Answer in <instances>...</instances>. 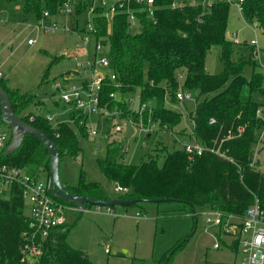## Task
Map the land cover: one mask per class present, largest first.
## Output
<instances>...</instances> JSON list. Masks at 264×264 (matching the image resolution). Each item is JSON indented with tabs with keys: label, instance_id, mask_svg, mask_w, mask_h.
Segmentation results:
<instances>
[{
	"label": "trees",
	"instance_id": "obj_1",
	"mask_svg": "<svg viewBox=\"0 0 264 264\" xmlns=\"http://www.w3.org/2000/svg\"><path fill=\"white\" fill-rule=\"evenodd\" d=\"M23 1L25 9L32 10L40 18L45 11L49 15L55 14L63 0ZM170 2L158 1L161 5L156 6L155 22L146 20L138 12L139 31L136 33L131 32L124 13L115 15L108 31L103 9L93 10L96 35L108 38V56L116 77L114 83L104 81L101 101L110 109H118L123 118L137 121L139 117L142 127L157 124L168 130L179 124L181 114L166 108L165 98L177 103L176 91L189 90L199 99L188 116L192 123L190 137L203 145L220 144L223 155L204 152L191 158L182 147L169 150L158 143L154 154L149 153L138 164H128L122 162L124 149L121 142L111 140L106 144L104 158L98 159L104 181L87 182L81 174L76 186L64 187L72 194L105 200L110 198L106 184L113 182L126 189L118 196L122 200L169 199L191 211L211 209L238 218L255 199L264 204V173L257 168V160L250 165L254 147L264 130V118L260 114L264 112V106L254 101L252 94H264V77L258 72L246 75L248 62L237 56L234 42L226 38L228 2L214 0L208 8L187 5L177 9H172ZM240 3L244 19L264 32V0H240ZM84 9V6L79 7L77 12ZM244 45H248L253 55L254 47L249 43ZM213 46L220 47L222 70L218 74H210L205 69V57ZM249 63L252 68L256 67L253 59ZM0 84L16 115L55 143L59 160L66 155L78 156L80 140L89 135L85 122L80 123L87 116L69 112L70 123L56 126L41 115L33 114L34 119L29 121L22 112L30 104L44 108L46 114L60 113L64 106L55 102L45 107L44 103L35 102V91L20 92L10 88L1 78ZM111 93L116 97H110ZM136 94L139 107L145 105L142 111L128 108L123 99L124 95L132 97ZM210 119L214 123H210ZM239 126H242L240 132L237 131ZM180 130L174 132L180 133ZM183 130L181 134H186ZM0 164L21 167L29 174L42 169L50 176L47 150L31 135H25L20 146L10 154L5 155L3 151ZM51 196L74 206L52 193ZM89 206L86 204L85 208ZM25 209L18 185L0 192V264L24 262L23 247L31 241L41 243L37 264H93L85 251L68 244L66 238L70 226L54 229L41 241L38 235L33 237ZM195 223L196 220L193 229ZM187 240V237L178 239L154 264H172Z\"/></svg>",
	"mask_w": 264,
	"mask_h": 264
},
{
	"label": "rangeland",
	"instance_id": "obj_2",
	"mask_svg": "<svg viewBox=\"0 0 264 264\" xmlns=\"http://www.w3.org/2000/svg\"><path fill=\"white\" fill-rule=\"evenodd\" d=\"M87 18L86 11L69 16L56 12L48 17L38 18L32 10L25 9L23 0H0L1 79L10 88L20 92L35 91V102H42L45 107L52 106L55 102L60 104V94L53 88L56 82L80 87L83 80L90 79L83 69L77 67L75 62L66 56L78 49L75 47V43L82 45V39L85 38L82 30H86ZM53 22H56L57 28L55 32H50L46 29V25ZM64 25L68 30H65ZM75 29L76 31H74ZM226 38L234 41L233 48L238 53L237 56L248 62L245 66L246 75L258 72L264 77V32L245 20L234 4H230L228 10ZM252 39L257 40L258 47L261 49L258 54L252 55L248 45H244ZM28 40H32L33 43L28 44ZM87 49L90 53L94 50L92 37L89 38ZM106 52V49H102L97 58L104 56ZM219 56L220 47H211L205 57V69L208 73L218 74L221 72L222 63ZM234 58H236V54H234ZM250 59L255 61L256 67L252 68L249 63ZM52 62L53 64H51ZM48 68V74L43 78ZM98 71L110 73L111 69L109 67L101 68ZM66 74L68 80L62 82L61 77ZM123 99L128 108L138 111L139 102L136 95L132 97L124 95ZM252 99L264 106L263 93L252 94ZM198 100L192 97L171 103L166 97L164 106L181 114L179 124L168 130L157 124H149L150 128L147 125L142 127L143 123L138 117L137 121L136 118L134 119L136 121H133L134 125L129 120H123L125 125L119 124L121 130L116 131L115 124L121 123L122 119L117 121L116 119H106L98 114L88 115L85 120L86 128L88 131L95 130L96 134L88 135L80 140L81 151L78 156L66 155L60 158L58 175L61 184L76 186L81 174L87 182H103L98 159L104 158L106 144L111 140L121 142L124 149L122 162L128 164H138L142 159H146L149 153L154 154L155 146L158 143H162L169 150H180L183 142L192 140L190 137L192 123L188 116L193 112ZM262 109L264 110V107ZM45 112L44 108L30 104L22 113L44 116ZM50 114L55 126L60 123H70V114L67 111L56 114V116L55 113ZM260 114L264 118V112ZM183 129L186 130V134H181L184 132ZM178 130L180 133L174 132ZM147 133L150 134L149 137L146 136ZM256 160L257 168L264 173V140L259 145ZM38 176L42 180L46 177V172L40 169ZM106 190L110 198H118L120 195L113 182L106 184ZM71 210L65 211L63 216L65 223L70 224L69 226L73 225L79 215L77 211L72 212ZM95 211V206H89L79 218L86 221L77 222L69 232L77 234V227L84 230V234H82L84 236L76 235L75 242L88 245L93 250L92 259L96 264H105L107 255L103 253L104 248H109V258L123 253L126 260H122L121 264H153L152 261L158 260L168 248L182 237H187L188 240L182 250L174 256L172 264H237L236 254L225 246L222 245L219 249L211 248L217 229L211 223L214 216L205 215L208 213V209H196L193 215L190 208H184L180 203L173 201L160 204L140 202L133 206L112 207L111 211L123 213L128 223L131 224V228L134 227L135 230V221L138 220L135 217V212L152 219L151 223L148 222L151 228L149 245L138 244L139 237L134 236V230L131 228L130 231L119 234L116 243L110 240L107 229L103 232L99 231L98 235V229L93 227L95 220L91 215V212ZM24 212L28 214L27 209ZM207 218H210L211 221L206 222ZM194 220L196 223L193 229ZM97 240L99 242H96ZM101 241L106 242L105 247L101 245ZM134 242L137 243L136 246H134ZM25 255L24 262L21 264H37V256L27 253ZM111 262L114 264L113 261Z\"/></svg>",
	"mask_w": 264,
	"mask_h": 264
},
{
	"label": "built area",
	"instance_id": "obj_3",
	"mask_svg": "<svg viewBox=\"0 0 264 264\" xmlns=\"http://www.w3.org/2000/svg\"><path fill=\"white\" fill-rule=\"evenodd\" d=\"M159 0H63L58 8V13L66 16L79 14L78 8L84 6V10L88 14L86 21V30H82L85 38L82 39V45L75 43L78 48L74 52H70L66 56L71 58L77 67L83 69L86 75L90 76L89 80H83L82 85L77 87L73 84L63 85L56 82L53 88L60 94V103L64 106V111L77 112L81 116L90 114H98L106 119H122V122L115 124V130L120 131L121 125H125L123 120H129L131 124L134 122L130 119L120 116L118 109H110L107 104H103L101 96L104 88V81L114 83L116 81L115 74L112 70L111 61L108 56V38L105 36L96 35V27L92 16L95 8H101L104 11L103 20L108 27V31L112 26L115 15L124 13L126 22L132 33L139 31L138 12L142 13L146 20L155 22V10ZM214 0H171L170 7L172 9L181 8L183 6H202L208 8ZM229 4H234L238 12L241 14L242 7L240 0H224ZM48 12H44L42 17H48ZM57 28L56 22L46 25V29L50 32H55ZM65 30H68L64 25ZM76 31V29L74 30ZM94 40V50L90 53L87 49L89 38ZM234 42V41H233ZM32 40H28V44H32ZM254 47L253 54H258L261 50L258 47L256 39L249 42ZM106 49L104 56L97 58L99 52ZM82 59V60H81ZM110 68V73H101L98 69ZM1 78V72H0ZM68 80V75H62L61 81ZM193 92L189 90H178L175 93L177 101L191 99ZM138 98V94H136ZM110 97H116V94L111 93ZM145 105L139 107L142 111ZM29 121H32L35 115L30 113L23 114ZM44 118L52 121L51 114H44ZM82 120L80 123H84ZM210 123H214L210 119ZM237 131H242V126L237 128ZM89 135H95V130L88 131ZM11 138L10 128L1 119L0 113V154L5 151ZM264 130L260 133L258 141L253 150V158L250 165H254L256 161L259 145L263 142ZM222 142V140H221ZM183 151L189 157L200 156L204 152L223 155L220 150V144L203 145L198 143L194 138L191 141H185L181 145ZM13 185L20 187L21 197L26 204L28 211L29 225L33 228V237L38 235L40 241L46 238L54 229L64 225V212L69 209V206L56 201L52 198V180L46 175L44 179H40L38 173L29 174L23 168L8 164H0V192L3 189L10 188ZM119 192H124L126 189L116 186ZM103 208L105 211H111V207L95 206L98 211ZM205 215H213L206 219V222L211 221L212 225L217 229L215 240L211 245L213 249H219L222 245L234 252L237 257V264H264V204L254 200L244 211V214L238 218L232 215H226L219 211L208 209ZM136 216H141L136 213ZM235 244V246H234ZM40 244L33 241L26 243L23 247V252L33 256L40 255ZM108 252V249L105 250Z\"/></svg>",
	"mask_w": 264,
	"mask_h": 264
},
{
	"label": "water",
	"instance_id": "obj_4",
	"mask_svg": "<svg viewBox=\"0 0 264 264\" xmlns=\"http://www.w3.org/2000/svg\"><path fill=\"white\" fill-rule=\"evenodd\" d=\"M0 113L1 119L11 131V140L7 147L5 148L4 154L8 155L17 149L25 135H31L42 142L47 150L49 158V170L50 177L52 180V194L59 200L68 202L74 205V207L79 211L83 212L85 210V205L93 206H133L140 202L149 203H166L171 202L169 199H156V200H145V199H132V200H122L119 198H109L105 200H94L88 196L72 194L61 184L58 175V165H59V153L55 143L50 140L44 133L25 122L13 110L11 101L8 94L0 84ZM194 215V210L191 211Z\"/></svg>",
	"mask_w": 264,
	"mask_h": 264
},
{
	"label": "crops",
	"instance_id": "obj_5",
	"mask_svg": "<svg viewBox=\"0 0 264 264\" xmlns=\"http://www.w3.org/2000/svg\"><path fill=\"white\" fill-rule=\"evenodd\" d=\"M64 112V111H62ZM61 113V112H60ZM59 114V113H56ZM56 114H54L56 116ZM69 209H73L71 210L73 211H77L79 212L74 206L69 205ZM68 209V210H69ZM87 208H85V210H87ZM84 210V211H85ZM67 211V210H65ZM83 211V212H84ZM81 212V214L83 213ZM87 213H90L89 211H86ZM93 219L95 220L93 227H95V229L97 230V234L99 235L100 232H103L104 230H108V236L110 238V240H112L114 243H116L117 238L119 237V234H123L124 232L130 231L131 229L134 230V236L139 237V241L138 244H142L144 243L145 245H149V241L151 239V228L150 225L148 224L152 222V219H148L147 217H144L143 214H141V216H136L135 212V217L138 218V220L135 221L136 223V230L134 229V227L131 228V224L128 223V221L126 220V217H124L123 213H119V212H112V211H105V210H96L95 212H91ZM79 214V213H78ZM81 214H79L77 216V218L74 220L73 225H71L70 227L75 226V224L77 222H85L86 220H80L79 218L81 217ZM143 216V217H142ZM142 217V218H141ZM75 218V217H73ZM70 224H66L64 221V226L69 227ZM131 228V229H130ZM72 228H70L71 230ZM76 229V227H75ZM68 230V232L70 231ZM73 231V230H72ZM77 234H73L72 232L67 233V242L68 244L76 249H80L83 250L87 253L89 259L93 262V264H96L94 259H92L93 256V250H91L88 245H82V244H78L75 242V236L76 235H82L84 234V230H82V228H78L77 227ZM84 236V235H82ZM81 236V237H82ZM96 242H99V240H97ZM101 245L103 247H105L106 242L101 241ZM137 243L134 242V246H136ZM94 249V248H93ZM108 249V252H106L105 250ZM93 253V254H92ZM103 253H106V262L105 264H112L111 261H113L114 264H121L122 260H126L125 255L123 253H118L116 254V256H110L111 258H109V254H110V250L109 248H104ZM104 257V256H103ZM154 264V261H152Z\"/></svg>",
	"mask_w": 264,
	"mask_h": 264
}]
</instances>
